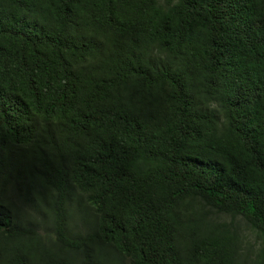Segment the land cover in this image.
Here are the masks:
<instances>
[{"label":"trees","instance_id":"1","mask_svg":"<svg viewBox=\"0 0 264 264\" xmlns=\"http://www.w3.org/2000/svg\"><path fill=\"white\" fill-rule=\"evenodd\" d=\"M0 264H264V0H0Z\"/></svg>","mask_w":264,"mask_h":264}]
</instances>
